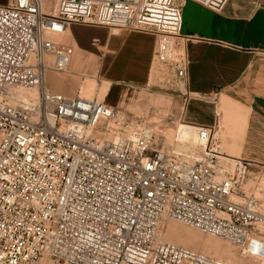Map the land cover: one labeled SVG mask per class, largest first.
Segmentation results:
<instances>
[{
	"label": "built area",
	"instance_id": "1",
	"mask_svg": "<svg viewBox=\"0 0 264 264\" xmlns=\"http://www.w3.org/2000/svg\"><path fill=\"white\" fill-rule=\"evenodd\" d=\"M187 1L0 4V264H232L162 240L170 219L241 247L264 238V197L240 191L251 164L224 151L218 124L181 118L169 141L105 100L47 82L75 52L53 35L138 31L155 36L154 60L172 66L185 104L189 61L176 40ZM192 1L216 12L228 2Z\"/></svg>",
	"mask_w": 264,
	"mask_h": 264
},
{
	"label": "crops",
	"instance_id": "2",
	"mask_svg": "<svg viewBox=\"0 0 264 264\" xmlns=\"http://www.w3.org/2000/svg\"><path fill=\"white\" fill-rule=\"evenodd\" d=\"M6 2L0 0V4ZM76 26L81 25L72 26L56 38L69 33L75 46L70 74L84 63L85 50L75 36ZM96 28L104 32L99 39L100 58L111 79L134 77L138 83L149 84L154 68L155 36ZM182 35L189 61L190 97L184 109L180 108V119L218 124L217 137L223 148L234 150L231 141L237 143L236 155L228 154L249 161L251 167L264 166V0H228L220 12L189 0L183 9ZM88 77L80 91L84 93L95 82L105 97L110 81L99 79L96 74ZM47 78L55 89L69 92L65 78L54 75ZM173 98L183 99L175 94Z\"/></svg>",
	"mask_w": 264,
	"mask_h": 264
},
{
	"label": "rangeland",
	"instance_id": "3",
	"mask_svg": "<svg viewBox=\"0 0 264 264\" xmlns=\"http://www.w3.org/2000/svg\"><path fill=\"white\" fill-rule=\"evenodd\" d=\"M74 33L80 44L79 46L85 50L82 52L84 54V63L79 67V70L72 74L68 72L69 70L50 71L48 73V76L54 75L56 78H65L64 81L68 86L69 92L66 93L55 89L52 86V80L47 78L49 87L69 96L80 95L86 98L96 97L100 100H105L116 110L120 111L123 117L141 121L153 129L162 131L166 139L170 141L180 124V113L182 111L180 108L184 106L182 98L180 100L173 98V94L178 95V93L174 91L177 88V83L172 66L155 59L149 84L138 83V81L133 80L134 77L111 79L107 74L106 65L102 63L103 59L100 58L99 39L103 37L104 32L98 28L81 25L75 27ZM60 34L62 33L53 35V38L56 39ZM58 40L75 48L69 33ZM176 41L178 51L183 54V40L177 39ZM94 74L99 79L110 81L105 97L102 96L101 91L98 94L99 97L95 94L99 91V86L95 82L93 87L84 93L80 91L81 85L89 81L88 75ZM231 143L234 150L227 146L223 149L227 153L236 155L237 143L236 141H231ZM240 191L264 197L263 165H256L250 168ZM165 222L160 225L158 232L159 237L161 238L162 236L165 241L232 264H264V238H255L246 246L241 247L180 221L170 219ZM253 242L255 245L251 246Z\"/></svg>",
	"mask_w": 264,
	"mask_h": 264
},
{
	"label": "bare ground",
	"instance_id": "4",
	"mask_svg": "<svg viewBox=\"0 0 264 264\" xmlns=\"http://www.w3.org/2000/svg\"><path fill=\"white\" fill-rule=\"evenodd\" d=\"M63 33V32H62ZM60 35H62V34H60ZM99 82H101L100 80H98ZM100 86V85H99ZM100 89V90H99ZM98 90L99 91H101V87L99 88ZM97 92V93H100V92ZM21 93L22 94H26V93H28L29 94V91H27V90H22L21 91ZM101 94H102V91H101ZM97 96H98V94H97ZM99 97V96H98ZM180 125V124H179ZM178 126V125H177ZM184 136L186 137V138H189V139H195V136H194V134L193 133H189V132H185L184 133ZM166 223V222H165ZM161 231V230H160ZM161 238H162V236H161ZM162 240H164L163 238H162ZM178 245V244H177Z\"/></svg>",
	"mask_w": 264,
	"mask_h": 264
}]
</instances>
